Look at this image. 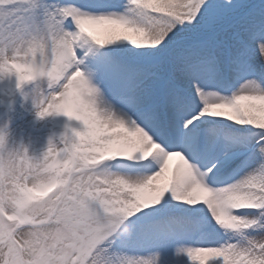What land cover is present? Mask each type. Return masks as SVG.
Instances as JSON below:
<instances>
[{
	"label": "snow or ice",
	"instance_id": "1",
	"mask_svg": "<svg viewBox=\"0 0 264 264\" xmlns=\"http://www.w3.org/2000/svg\"><path fill=\"white\" fill-rule=\"evenodd\" d=\"M29 67L79 126L0 134V264H264V0H0Z\"/></svg>",
	"mask_w": 264,
	"mask_h": 264
},
{
	"label": "rangeland",
	"instance_id": "2",
	"mask_svg": "<svg viewBox=\"0 0 264 264\" xmlns=\"http://www.w3.org/2000/svg\"><path fill=\"white\" fill-rule=\"evenodd\" d=\"M4 78V77H3ZM2 78V79H3ZM3 98L0 96V101ZM37 109L33 106L31 93L24 98L19 107L16 108L14 113L3 116V110L0 113V132L6 134L7 147L17 148L23 145L29 155L41 156L44 152L41 147L43 143L48 145L51 138L52 141L61 147L62 144L58 142V133L51 137V124L48 116L43 118L37 115ZM47 148L45 149V151Z\"/></svg>",
	"mask_w": 264,
	"mask_h": 264
},
{
	"label": "clouds",
	"instance_id": "3",
	"mask_svg": "<svg viewBox=\"0 0 264 264\" xmlns=\"http://www.w3.org/2000/svg\"><path fill=\"white\" fill-rule=\"evenodd\" d=\"M22 72V83H20L19 87H17L18 89H21L23 85L26 84H32L33 87H35L36 85L39 84L41 78H42V68L41 67H29V68H24L21 70ZM12 74H15L16 78H17V73L15 71H11V70H5V76H10ZM25 94H27L25 92ZM70 119V117H69ZM0 134H2L4 136V138L6 139V134L4 132H0ZM45 177L43 175H33L31 180L29 181L30 183H37L40 182L42 180H44ZM42 192H38L36 193V195H42ZM36 215H39V210H35ZM46 219V217H45Z\"/></svg>",
	"mask_w": 264,
	"mask_h": 264
},
{
	"label": "bare ground",
	"instance_id": "4",
	"mask_svg": "<svg viewBox=\"0 0 264 264\" xmlns=\"http://www.w3.org/2000/svg\"><path fill=\"white\" fill-rule=\"evenodd\" d=\"M33 106H34V103H33ZM35 107V106H34ZM36 108V107H35ZM55 113H53V114H49V115H47L50 119L51 118H53V115H54ZM74 125V126H73ZM73 125H72V127H77V126H79V122L78 121H75L74 119H73ZM41 147V150L42 151H45V149L48 147V145H46V144H42V145H40L39 147H37V149H39ZM9 148H11L10 146H9Z\"/></svg>",
	"mask_w": 264,
	"mask_h": 264
}]
</instances>
